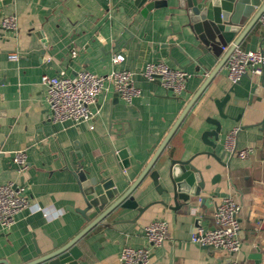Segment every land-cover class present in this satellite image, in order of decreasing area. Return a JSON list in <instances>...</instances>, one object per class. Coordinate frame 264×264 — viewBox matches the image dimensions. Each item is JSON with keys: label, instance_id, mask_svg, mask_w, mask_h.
<instances>
[{"label": "crops", "instance_id": "0c3cea01", "mask_svg": "<svg viewBox=\"0 0 264 264\" xmlns=\"http://www.w3.org/2000/svg\"><path fill=\"white\" fill-rule=\"evenodd\" d=\"M10 16L16 19V30L0 31V185L24 184L29 204L18 212L11 229L0 226V261L22 264L37 258L35 245L46 254L53 241L63 245L86 227L73 212L83 207L76 169L88 178H111L118 188L128 187L108 145L128 151L132 168L127 175L133 183L221 57L196 48L195 33L177 1L147 13L133 0H15L2 9V19ZM258 24L241 48L264 49V33ZM72 51L77 52L75 58ZM117 52L125 57L119 67L133 74L140 96L128 103L109 87L91 107L94 119L54 121L42 76L64 72L71 77L81 71L104 76L111 71V58ZM12 55L19 58L11 59ZM150 62L182 66L190 74L181 97L142 76ZM253 84H257L254 94ZM232 86L226 63L159 162L167 168L170 158H194L192 163L204 171L206 190L202 195L207 202L193 204L191 210L185 205L173 210V202L169 207L156 203L142 215L120 209L108 218L114 225L98 226L80 242L83 254L77 264H120L126 244L149 248L144 227L155 220L168 224L170 238L152 249L149 264H220L223 255L192 243L191 233L198 228V218L202 227L213 225L215 209L228 195L242 206L240 264H264V129L260 124L264 74L243 77L224 108L228 119L221 120L215 101ZM234 97L241 98L236 105ZM212 118L223 124L215 151L203 141V134L214 129L209 122ZM237 128V151L254 150L246 159L228 149L224 152L227 135ZM20 150L27 151L29 163L23 175L13 162V153ZM212 151L222 162L230 163L229 168L206 155ZM216 175L220 177L212 183ZM143 187L138 197L141 206L165 199L150 180Z\"/></svg>", "mask_w": 264, "mask_h": 264}, {"label": "water", "instance_id": "95a60500", "mask_svg": "<svg viewBox=\"0 0 264 264\" xmlns=\"http://www.w3.org/2000/svg\"><path fill=\"white\" fill-rule=\"evenodd\" d=\"M133 1L138 9H143L147 13L168 7L170 1H177L180 9L186 11L189 24L195 33V38L198 42L196 48L204 54L211 52L215 57H221V59L187 103L152 159L133 183H131L127 175L128 169L132 168L128 151L126 149L118 151L112 145H108L110 148L109 153L113 156L118 171L128 187L123 189L118 188L115 181L111 178L103 177L100 180L88 178L83 170L76 169L74 176L79 183L83 207L74 209L73 212L78 214L87 223L86 227L77 236L63 245H58L56 241H53L51 251L46 254L42 253L37 245H35L37 258L22 264H77L83 254L79 247L80 242H85V237L88 233L98 226L114 225V223L108 221V218L120 209L137 210L139 215H142L156 203L169 207V204L173 202V205L170 207L173 210H179L184 205L191 210L193 204L194 206H203L208 200L202 195L206 190L204 171L192 163L194 158L185 161L170 158V165L167 168L163 164H159V162L173 135L215 77L221 73L235 47L240 46L255 31L258 21L264 12V0ZM14 2L15 0H0L1 32L10 31L1 25L2 9ZM249 19L250 21L248 22ZM238 33L240 34L236 38ZM119 44L117 43V47ZM225 49L227 51L224 53ZM180 68L183 67L181 66ZM156 83L160 84L159 81H156ZM237 84H234L222 99L215 101L221 120L228 119V115L224 113V108L230 104L232 100L231 94L234 93ZM256 89L257 84H253L252 94L255 93ZM240 99L239 97H234L233 104L236 105ZM221 120L209 119V122L214 125V129L206 131L203 134L204 143L209 145L214 151L220 142L223 126ZM260 124L264 129V117ZM226 151L228 150L225 147L224 152ZM231 153L234 155V152ZM206 155L214 157L223 167L229 168L230 163L222 162L221 157L215 152H207ZM206 169H209V167ZM219 177V175H216L212 183ZM147 180L151 181L156 192L165 199L141 206L138 197L145 190L143 185ZM196 222L198 228H201L203 224L202 219L198 218ZM0 264L8 263L0 261Z\"/></svg>", "mask_w": 264, "mask_h": 264}, {"label": "built area", "instance_id": "2783aa9c", "mask_svg": "<svg viewBox=\"0 0 264 264\" xmlns=\"http://www.w3.org/2000/svg\"><path fill=\"white\" fill-rule=\"evenodd\" d=\"M259 28L264 33V12L259 19ZM1 25L8 30H16L15 17H5ZM72 57L77 56L72 51ZM11 59H18L12 55ZM125 60L122 53H114L111 58L112 69L99 76L89 71H81L76 76H66L64 72L56 76L43 75L41 83L47 88V100L50 106L51 118L54 121H90L95 118L91 110L99 95L109 87L114 89L126 102L140 96V90L134 85L133 74L129 70L119 67ZM228 78L234 85L244 76L250 74L260 77L264 74V49L245 50L236 46L227 61ZM142 76L150 82L159 81L161 86L174 97H181L186 89L190 74L180 68H173L164 62L148 63ZM93 128V126L91 127ZM239 129H233L226 138V147L241 159H246L254 152L253 149L237 151L236 136ZM16 171L23 175L29 166L27 151L20 150L13 153ZM26 186L9 182L0 185V226L11 229L15 224V217L28 206ZM242 206L232 196L224 197L217 205L213 214V225L195 229L191 233V242L200 247L214 249L223 255L220 264H240L238 254L241 251V222L239 219ZM145 237L149 248H135L126 244L120 253V264H149L153 248L162 246L169 238V226L165 221L155 220L144 227Z\"/></svg>", "mask_w": 264, "mask_h": 264}]
</instances>
